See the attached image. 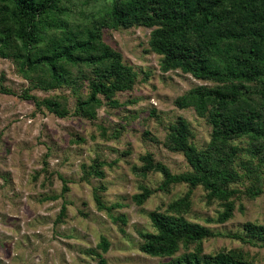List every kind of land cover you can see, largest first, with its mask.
<instances>
[{
	"label": "trees",
	"instance_id": "16d2710c",
	"mask_svg": "<svg viewBox=\"0 0 264 264\" xmlns=\"http://www.w3.org/2000/svg\"><path fill=\"white\" fill-rule=\"evenodd\" d=\"M140 26L150 28L148 49L159 55L161 72L178 71L206 82L176 96L174 103L193 107L210 131L207 141L197 143L195 130L182 115L167 122L161 142L156 133L145 131L151 140L181 154L185 169L172 171L151 151L139 154L140 165L133 169L142 175L158 172L161 179L152 188L140 185L133 200L142 204L155 191L169 192L176 184L187 189L163 210L148 212L154 230L139 231V249L166 258L157 264H258L249 250L203 252V240L221 232L188 214L197 187L205 191L206 203L221 206L217 222L233 217L236 207L243 211L242 196L255 198L264 192V0H0V56L10 59L28 81L21 97L36 108L66 116L64 95L39 98L28 91L69 88L76 95L73 113L94 119L102 98L120 105L116 93L134 90L152 72L134 69L103 37L105 29ZM0 91L8 92L4 87ZM151 114L158 119L154 109ZM98 127L108 139H118L124 128L120 125L108 136L105 127ZM129 153V148L122 151ZM104 163L95 156L83 166L84 175L104 177ZM99 188L104 186L92 193L97 209L116 223L124 222V215L112 212L119 204L107 205ZM67 190L63 183L61 193ZM65 210L63 203L56 222ZM242 229L227 236L264 248V223L247 220ZM96 246L87 250L96 259L93 264H108L104 253L109 240L101 235Z\"/></svg>",
	"mask_w": 264,
	"mask_h": 264
},
{
	"label": "rangeland",
	"instance_id": "374dc122",
	"mask_svg": "<svg viewBox=\"0 0 264 264\" xmlns=\"http://www.w3.org/2000/svg\"><path fill=\"white\" fill-rule=\"evenodd\" d=\"M149 33L150 28L143 26L103 31L104 40L122 53L125 62L134 69L152 72L134 90L116 93L120 105H109L102 98L94 119L73 113L76 95L69 88L28 91L39 98L64 95L62 102L69 111L66 116L44 106L36 108L32 100L21 97L28 81L10 59L0 56V87L8 90L0 91V264H93L96 259L87 250L97 247L101 235L110 242L104 253L108 264H157L166 259L140 251L143 239L139 231L154 230L148 212L163 210L187 187L176 184L169 192L155 191L137 204L132 195L141 191L140 185L155 187L161 176L152 171L139 174L133 166L140 165L139 154L151 151L172 171L185 169L181 154L160 143L167 122L182 115L195 130L199 144L208 140L210 127L193 107L179 108L174 103L176 96L206 82L178 71L161 72L159 55L148 49ZM82 91L86 92L85 87ZM152 109L158 119L151 114ZM99 125L107 129L108 136L112 129L124 128L118 139H108L100 134ZM146 130L156 133L160 142L151 140ZM77 137L81 142H74ZM128 148L130 153L122 154ZM95 156L106 160L101 167L104 177L84 175L83 166ZM113 159L117 161L112 163ZM63 183L68 190L62 194ZM100 185L104 186L98 189L103 201L107 205L118 203L112 212L124 215V222L116 223L105 210L97 209L92 193ZM204 195L202 187L194 189L188 218L221 234L203 240V252L249 250L256 263L264 264V248L227 236L243 232L242 224L247 220L264 223V192L255 198L242 196L243 211L236 207L233 217L225 222L215 220L222 208L216 201L206 203ZM63 203V219L56 222Z\"/></svg>",
	"mask_w": 264,
	"mask_h": 264
}]
</instances>
